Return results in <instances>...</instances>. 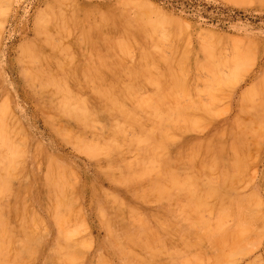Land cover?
<instances>
[{
    "label": "rangeland",
    "instance_id": "374dc122",
    "mask_svg": "<svg viewBox=\"0 0 264 264\" xmlns=\"http://www.w3.org/2000/svg\"><path fill=\"white\" fill-rule=\"evenodd\" d=\"M263 69L264 0H0V264H264Z\"/></svg>",
    "mask_w": 264,
    "mask_h": 264
},
{
    "label": "bare ground",
    "instance_id": "6f19581e",
    "mask_svg": "<svg viewBox=\"0 0 264 264\" xmlns=\"http://www.w3.org/2000/svg\"><path fill=\"white\" fill-rule=\"evenodd\" d=\"M132 3H133V2H132ZM138 3H139V2H138ZM74 4H75V3H74ZM125 4H126V3H125ZM49 5H50V4H49ZM117 5H118V4H117ZM141 5H142V4H141ZM76 7H77V6H76ZM110 7H111V6H110ZM121 7H122V6H121ZM123 7H124V6H123ZM131 7H132V6H131ZM46 8H47V7H46ZM128 8H130V7H128ZM55 9H56V8H55ZM75 9H76V8H75ZM84 9H85V8H84ZM97 9H98V8H97ZM88 10H89V9H88ZM92 10H93V9H92ZM120 10H121V9H120ZM120 10H119V11H120ZM54 11H55V10H54ZM72 11H73V10H72ZM98 11H99V10H98ZM116 11H117V10H116ZM138 11H139V10H138ZM64 12H65V11H64ZM126 12H127V11H126ZM57 13H59V12H57ZM106 13H107V12H106ZM116 13H117V12H116ZM128 13H129V11H128ZM133 13H134V12H133ZM49 14H50V13H49ZM121 14H123V12H122ZM121 14H120V15H121ZM55 15H57V14H55ZM67 15L69 16V14H67ZM85 15H86V14H85ZM87 15H88V14H87ZM93 15H94V14H93ZM111 15H113V14H111ZM40 16H41V15H40ZM125 16H126V15H125ZM44 17H45V16H44ZM52 17H53V16H52ZM81 17H82V14H81ZM85 17H86V16H85ZM102 17H103V16H102ZM135 17H136V16H135ZM157 17H158V16H157ZM59 18H60V17H59ZM75 18H78V17H75ZM75 18H74V19H75ZM109 18H110V17H109ZM109 18H108V19L106 18L107 21L109 20ZM114 18H115V17H114ZM122 18H123V17H122ZM152 18H154V17H152ZM81 19H82V18H81ZM99 19H100V18H99ZM112 19H113V18H112ZM116 19H118V16H117ZM149 19H150V18H149ZM37 20H38V19H37ZM89 20H90V19H89ZM102 20H103V19H102ZM119 20H120V19H119ZM134 20H135V19H134ZM151 20H152V19H151ZM60 21H61V20H60ZM64 21H65V20H64ZM71 21H73V20H71ZM107 21H106V22H107ZM109 21H111V20H109ZM132 21H133V20H132ZM77 22H78V20H77ZM79 22H80V21H79ZM84 22H87V21H84ZM115 22H116V21H115ZM121 22H122V21H121ZM47 23L49 24V21H48ZM126 23H127V22H126ZM146 23H147V21H146ZM153 23H154V22H153ZM93 24H94V23H93ZM108 24H109V23H108ZM123 24H124V23H123ZM60 25H61V24H60ZM79 25H80V24H79ZM99 25H100V24H99ZM110 25H111V24H110ZM129 25H130V24H129ZM129 25H127V26H129ZM132 25H133V23H132ZM161 25H162V24H161ZM38 26H39V25H38ZM38 26H37V27H38ZM42 26H45V25H42ZM51 26H52V25H51ZM69 26H70V25H69ZM75 26H76V25H75ZM92 26H93V25H92ZM95 26H96V23H95ZM127 26H126V27H127ZM138 26H139V25H138ZM142 26H143V25H142ZM150 26H151V25H150ZM159 26H160V25H159ZM181 26H182V25H181ZM48 27H49V26H48ZM78 27H80V26H78ZM93 27H94V26H93ZM124 27H125V26H124ZM155 27H156V26H155ZM179 27H180V26H179ZM50 28H51V27H50ZM88 28H90V27L88 26ZM88 28H87V29H88ZM91 28H92V27H91ZM100 28H101V27H100ZM156 28H157V27H156ZM180 28H181V27H180ZM38 29H39V28H38ZM44 29H45V28H44ZM76 29H77V28H76ZM85 29H86V28H85ZM96 29H97V27H96ZM101 29H103V28H101ZM132 29H133V28H132ZM135 29H136V28H135ZM137 29H138V28H137ZM65 30H66V29H65ZM185 30H186V29H185ZM45 31H46V30H45ZM52 31H53V30H52ZM52 31H51V32H52ZM54 31H55V30H54ZM62 31H63V30H62ZM74 31H75V30H74ZM80 31H82V29H81ZM80 31H79V32H80ZM88 31H89V30H88ZM94 31H95V30H94ZM124 31H125V30H124ZM157 31H158V30H157ZM169 31H170V30H169ZM182 31H183V30H182ZM39 32H40V31H39ZM59 32H60V31H59ZM65 32H66V31H65ZM101 32H102V31H101ZM133 32H134V31H133ZM164 32H165V31H164ZM167 32H168V31H167ZM185 32H186V31H185ZM130 33H131V32H130ZM136 33H137V32H136ZM182 33H183V32H182ZM158 34H159V33H158ZM169 34H171V33H169ZM187 34H188V33H187ZM42 35H44V34H42ZM75 35H76V34H75ZM145 35H146V34H145ZM181 35H182V34H181ZM184 35H185V34H184ZM53 36H54V35H53ZM73 36H74V35H73ZM80 36H81V35H80ZM105 36H106V35H105ZM105 36H104L103 38H105ZM112 36H113V35H112ZM177 36H178V35H177ZM40 37H41V36H40ZM76 37H77V36H76ZM81 37H82V36H81ZM142 37H143V36H142ZM60 38H61V37H60ZM90 38H91V37H90ZM149 38H150V37H149ZM155 38H156V37H155ZM159 38H160V37H159ZM164 38H165V37H164ZM61 39H62V38H61ZM72 39H73V38H72ZM79 39H80V38H79ZM84 39H85V38H84ZM93 39H94V38H93ZM97 39H98V38H97ZM105 39H106V38H105ZM108 39H109V38H108ZM132 39H133V38H132ZM134 39H135V38H134ZM167 39H168V38H167ZM52 40H53V39H52ZM138 40H139V39H138ZM159 40H160V39H159ZM209 40H210V39H209ZM215 40H216V39H215ZM41 41H42V40H41ZM76 41H77V40H76ZM88 41H89V40H88ZM90 41H91V40H90ZM98 41H99V40H98ZM108 41H111V40H108ZM118 41H119V40H118ZM125 41H126V40H125ZM125 41H124V42H125ZM134 41H135V40H134ZM172 41H173V40H172ZM178 41H179V40H178ZM181 41H183V40L181 39ZM188 41H189V40H188ZM50 42H51V41H50ZM112 42H113V41H112ZM119 42H120V41H119ZM127 42H128V41H126L125 43H127ZM140 42H141V41H140ZM155 42H156V41H155ZM160 42H161V41H160ZM186 42H187V41H186ZM203 42H204V41H203ZM205 42H206V40H205ZM40 43H41V42H40ZM40 43H39V44H40ZM83 43H85V42H83ZM87 43H88V42H87ZM121 43H122V42H121ZM138 43H139V42H138ZM147 43H148V42H147ZM31 44H32V42H31ZM35 44H36V43H35ZM104 44H105V43H104ZM109 44H110V43H109ZM109 44H108V45H109ZM116 44H118V43H116ZM200 44H201V43H200ZM240 44H241V43H240ZM50 45H52V44H50ZM105 45H106V44H105ZM112 45H113V44H112ZM120 45H121V44H120ZM123 45H124V44H123ZM161 45H162V44H161ZM169 45H171V44H169ZM211 45H212V44H211ZM78 46H79V45H78ZM114 46H115V45H114ZM125 46H126V45H125ZM130 46H131V45H130ZM214 46H215V45H214ZM217 46H218V45H217ZM231 46H232V45H231ZM39 47H40V46H39ZM39 47H38V48H39ZM83 47H84V46H83ZM122 47H123V46H122ZM122 47H121V48H122ZM127 47H128V46H127ZM149 47H150V46H149ZM167 47H168V46H167ZM167 47H166V48H167ZM206 47H207V45H206ZM215 47H216V46H215ZM242 47H243V46H242ZM99 48H100V47H99ZM128 48H129V47H128ZM130 48H131V47H130ZM143 48H144V47H143ZM151 48H152V47H151ZM155 48H156V47H155ZM173 48H174V47H173ZM212 48H213V47H212ZM217 48H218V47H217ZM220 48H221V47H220ZM39 49H40V48H39ZM82 49H83V48H82ZM95 49H96V48H95ZM133 49H134V48H133ZM157 49H158V48H157ZM182 49H183V48H182ZM188 49H189V48H188ZM193 49H194V48H193ZM205 49H206V48H205ZM205 49H204V50H205ZM214 49H215V48H214ZM85 50H86V48H85ZM89 50H90V49H89ZM99 50H101V49H99ZM105 50H106V49H105ZM123 50H125V49H123ZM126 50H127V48H126ZM130 50H131V49H130ZM140 50H141V49H140ZM145 50H146V48H145ZM170 50H171V49H170ZM21 51H22V50H21ZM64 51H65V48H64ZM66 51H67V50H66ZM70 51H71V50H70ZM180 51H181V50H180ZM193 51H194V50H193ZM124 52H126V51H124ZM127 52H129V51H127ZM131 52H132V51H131ZM184 52H185V51H184ZM212 52H213V51H212ZM231 52H232V51H231ZM148 53H149V52H148ZM176 53H177V52H176ZM204 53H205V52H204ZM236 53H237V52H236ZM239 53H240V52H239ZM27 54H28V53H27ZM27 54H26V55H27ZM115 54H116V53H115ZM149 54H150V53H149ZM152 54H153V53H152ZM163 54H164V53H163ZM187 54H188V53H187ZM222 54H223V53H222ZM226 54H227V53H226ZM237 54H238V53H237ZM251 54H252V53H251ZM29 55H30V53H29ZM73 55H74V54H73ZM83 55H84V54H83ZM103 55H104V54H103ZM126 55H127V54H126ZM143 55H144V54H143ZM157 55H158V54H157ZM165 55H166V54H165ZM168 55H169V54H168ZM168 55H167V56H168ZM212 55H213V54H212ZM24 56H25V55H24ZM93 56H94V55H93ZM93 56H92V57H93ZM119 56H121V55H119ZM129 56H130V55H129ZM174 56H175V55H174ZM179 56H181V55H179ZM184 56H185V55H184ZM203 56H204V55H203ZM218 56H219V55H218ZM82 57H83V56H82ZM98 57H99V56H98ZM145 57H146V55H145ZM185 57H186V56H185ZM187 57H188V56H187ZM208 57H209V56H208ZM87 58H89V57H87ZM102 58H103V57H102ZM112 58H113V57H112ZM119 58H120V57H119ZM129 58H130V57H129ZM178 58L180 59V57H178ZM217 58H218V57H217ZM30 59H32V58H30ZM107 59H109V58H107ZM120 59H121V58H120ZM154 59H155V57H154ZM209 59H210V58H209ZM228 59H229V58H228ZM228 59H227V60H228ZM37 60H38V59H37ZM69 60H70V59H69ZM102 60H103V59H102ZM122 60H123V59H122ZM103 61H104V60H103ZM130 61H131V60H130ZM130 61H129V62H130ZM177 61H179V60H177ZM210 61H211V60H210ZM221 61H222V60H221ZM228 61H229V60H228ZM38 62H39V61H38ZM88 62H89V61H88ZM118 62H119V61H118ZM158 62H159V61H158ZM181 62H182V61H180V63H181ZM184 62H185V61H184ZM207 62H208V60H207ZM219 62H220V61H219ZM245 62H246V60H245ZM35 63H37V62H35ZM104 63H105V62H104ZM112 63H113V62H112ZM152 63H153V62H152ZM208 63H209V62H208ZM221 63H222V62H221ZM237 63H238V62H237ZM237 63H236V64H237ZM243 63H244V62H243ZM246 63H247V62H246ZM246 63H245V65H246ZM45 64H46V63H45ZM150 64H151V63H150ZM188 64H189V63H188ZM213 64H214V63H213ZM223 64H224V63H223ZM226 64H227V63H226ZM39 65H40V64H39ZM85 65H86V64H85ZM87 65H88V64H87ZM111 65H112V64H111ZM126 65H127V64H126ZM147 65H148V64H147ZM153 65H155V64H153ZM180 65H181V64H180ZM185 65H186V64H185ZM216 65H217V64H216ZM220 65H221V64H220ZM229 65H230V64H229ZM73 66H74V65H73ZM95 66H96V65H95ZM102 66H103V65H102ZM106 66H107V65H106ZM133 66H136V65H133ZM189 66H190V65H189ZM213 66H214V65H213ZM238 66H239V65H238ZM246 66H247V65H246ZM71 67H72V66H71ZM83 67H84V66H83ZM103 67H104V66H103ZM124 67H125V66H124ZM185 67H186V66H185ZM51 68H52V67H51ZM88 68H89V67H88ZM146 68H147V66H146ZM157 68H159V67H157ZM163 68H164V67H163ZM171 68H172V67H171ZM179 68H180V67H179ZM200 68H201V67H200ZM220 68H221V67H220ZM175 69H176V68H175ZM182 69H183V68H182ZM191 69H192V68H191ZM197 69H198V68H197ZM213 69H214V68H213ZM221 69H222V68H221ZM132 70H133V67H132ZM136 70H137V69H136ZM136 70H135V71H136ZM140 70H141V69H140ZM149 70H150V67H149ZM152 70H153V69H152ZM185 70H186V69H185ZM203 70H204V69H203ZM206 70H207V69H206ZM214 70H215V69H214ZM214 70H213V71H214ZM226 70H227V69H226ZM263 70H264V69H263ZM60 71H61V70H60ZM113 71H114V70H113ZM150 71H151V70H150ZM155 71H156V70H155ZM169 71H170V70H169ZM181 71H182V70H181ZM236 71H237V70H236ZM238 71H239V70H238ZM241 71H243V69H241ZM53 72H54V71H53ZM103 72H104V71H103ZM131 72H132V71H131ZM162 72H163V71H162ZM199 72H200V71H199ZM55 73H56V72H55ZM58 73H59V71H58ZM127 73H128V72H127ZM132 73H133V72H132ZM136 73H137V72H135V74H136ZM204 73H205V72H204ZM214 73H215V72H214ZM42 74H43V73H42ZM85 74H86V73H85ZM104 74H105V73H104ZM104 74H102V75H104ZM130 74H131V73H130ZM155 74H156V73H155ZM171 74H172V73H171ZM174 74H175V73H174ZM174 74H173V75H174ZM193 74H194V73H193ZM196 74H197V73H196ZM240 74H241V73H240ZM43 75H44V74H43ZM132 75H133V74H132ZM169 75H170V74H169ZM184 75H185V73H184ZM207 75H208V74H207ZM219 75H220V74H219ZM29 76H30V75H29ZM36 76H37V75H36ZM87 76H88V75H87ZM87 76H86V77H87ZM92 76H93V75H92ZM133 76H134V75H133ZM133 76H132V77H133ZM198 76H199V75H198ZM205 76H206V75H205ZM209 76H210V75H209ZM40 77H41V76H40ZM157 77L159 78V76H157ZM160 77H161V76H160ZM220 77H221V76H220ZM70 78H71V77H70ZM109 78H110V77H109ZM118 78H119V77H118ZM118 78H117V79H118ZM133 78H134V77H133ZM150 78H151V77H150ZM178 78H179V77H178ZM198 78H199V77H198ZM261 78H262V77H261ZM135 79H136V78H135ZM154 79H155V78H154ZM223 79H224V78H223ZM237 79H238V78H237ZM89 80H90V79H89ZM99 80H100V79H99ZM99 80H98V81H99ZM131 80H132V79H131ZM133 80H134V79H133ZM162 80H163V79H162ZM179 80H180V79H179ZM191 80H192V78H191ZM197 80H198V79H197ZM203 80H204V79H203ZM106 81H107V80H106ZM134 81H136V80H134ZM141 81H143V80H141ZM150 81H151V80H150ZM150 81H149V82H150ZM160 81H161V80H160ZM193 81H195V80H193ZM212 81H213V80H212ZM216 81H217V80H216ZM89 82H90V81H89ZM92 82H93V81H92ZM99 82H100V81H99ZM137 82H138V81H137ZM146 82H147V81H146ZM155 82H156V81H155ZM175 82H176V81H175ZM178 82H183V81H178ZM184 82H187V81H184ZM221 82H222V80H221ZM31 83H32V82H31ZM206 83H207V82H206ZM95 84H96V83H95ZM128 84H129V83H128ZM173 84H174V83H173ZM173 84H171V85H173ZM188 84H189V83H188ZM222 84H223V83H222ZM103 85H104V84H103ZM143 85H144V84H143ZM186 85H187V84H186ZM189 85H191V84H189ZM231 85H232V84H231ZM255 85H256V82H255ZM54 86H55V85H54ZM89 86H90V85H89ZM114 86H115V85H114ZM128 86H129V85H128ZM139 86H140V85H139ZM157 86H158V85H157ZM173 86H174V85H173ZM217 86H219V85H217ZM217 86H216V87H217ZM226 86H227V85H226ZM228 86H230V85H228ZM256 86H257V85H256ZM258 86H260V84H259ZM261 86H263V85H261ZM261 86H260V87H261ZM69 87H70V86H69ZM83 87H84V86H83ZM107 87H108V86H107ZM112 87H113V86H112ZM130 87H131V86H130ZM143 87H144V86H143ZM189 87H190V86H189ZM189 87H188V88H189ZM219 87H220V86H219ZM224 87H225V86H224ZM78 88H79V87H78ZM119 88H120V87H119ZM122 88H124V87H122ZM55 89H56V88H55ZM65 89H66V88H65ZM84 89H85V88H84ZM93 89H94V88H93ZM93 89H92V90H93ZM95 89H96V88H95ZM124 89H125V88H124ZM141 89H142V88H141ZM158 89H159V88H158ZM166 89H167V87H166ZM176 89L178 90V88H176ZM201 89H202V88H201ZM249 89H250V88H249ZM262 89H263V88H262ZM37 90H38V89H37ZM45 90H46V89H45ZM45 90H44V92H46ZM86 90H87V89H86ZM111 90H112V89H111ZM119 90H120V89H119ZM196 90H197V89H196ZM205 90H206V89H205ZM90 91H91V90H90ZM121 91H122V90H121ZM165 91H166V90H165ZM172 91H173V90H172ZM175 91H176V90H175ZM175 91H174V92H175ZM210 91H211V90H210ZM210 91H209V92H210ZM36 92H37V91H36ZM41 92H42V91H41ZM74 92H75V91H74ZM86 92H87V91H86ZM128 92H129V91H128ZM136 92H137V91H136ZM189 92H190V91H189ZM202 92H203V90H202ZM212 92H213V91H212ZM242 92H243V91H242ZM262 92H263V91H262ZM89 93H90V92H89ZM100 93H101V92H100ZM107 93H108V92H107ZM107 93H106V94H107ZM116 93H117V91H116ZM123 93H125V92H123ZM129 93H130V92H129ZM129 93H128V94H129ZM132 93H133V92H132ZM152 93H154V92H152ZM161 93H164V91L161 92ZM222 93H223V92H222ZM64 94H65V93H64ZM77 94H78V93H77ZM121 94H122V93H121ZM171 94H172V93H171ZM175 94H176V93H175ZM185 94H186V92H185ZM95 95H96V94H95ZM101 95H102V94H101ZM116 95H117V94H116ZM152 95H153V94H152ZM199 95H200V94H199ZM219 95H220V94H219ZM260 95H261V94H260ZM55 96H56V95H55ZM59 96H60V95H59ZM71 96H72V94H71ZM75 96H76V95H75ZM120 96H121V95H120ZM124 96H125V94H124ZM177 96H178V95H177ZM200 96H201V95H200ZM57 97H58V96H57ZM62 97H63V96H62ZM77 97H78V96H77ZM83 97H84V96H83ZM88 97H89V96H88ZM129 97H130V95H129ZM168 97H169V96H168ZM178 97H179V96H178ZM182 97H183V96H182ZM189 97H190V96H189ZM254 97H255V96H254ZM256 97H257V96H256ZM48 98H49V97H48ZM91 98H92V97H91ZM91 98H90V99H91ZM94 98H95V97H94ZM107 98H108V97H107ZM112 98H113V97H112ZM117 98H118V96H117ZM117 98H116V101H117ZM151 98H152V97H151ZM158 98H159V97H158ZM196 98H197V97H196ZM202 98H203V97H202ZM81 99H82V98H81ZM114 99H115V98H114ZM114 99H113V100H114ZM126 99H127V98H126ZM128 99H129V98H128ZM128 99H127V100H128ZM142 99H143V97H142ZM179 99H180V98H179ZM189 99H190V98H189ZM240 99H241V98H240ZM50 100H51V99H50ZM62 100H63V99H62ZM85 100H86V99H85ZM95 100H97V99H95ZM113 100H112V101H113ZM120 100H121V99H120ZM152 100H153V99H152ZM186 100H187V99H186ZM257 100H258V99H257ZM60 101H61V100H60ZM89 101H90V100H89ZM93 101H94V100H92V102H93ZM102 101H103V100H102ZM114 101H115V100H114ZM139 101H140V100H139ZM158 101H159V100H158ZM169 101H170V100H169ZM172 101H173V100H172ZM176 101H177V100H176ZM190 101H192V99H191ZM193 101H194V100H193ZM195 101H196V100H195ZM195 101H194V102H195ZM207 101H208V100H207ZM209 101H210V100H209ZM41 102H42V101H41ZM41 102H40V103H41ZM48 102H49V101H48ZM50 102H52V101H50ZM117 102H118V101H117ZM220 102H221V101H220ZM222 102H223V101H222ZM87 103H88V102H87ZM90 103H91V102H90ZM112 103H113V102H112ZM114 103H116V102H114ZM125 103H126V102H125ZM133 103H134V102H133ZM163 103H164V102H163ZM174 103H175V102H174ZM215 103H216V102H215ZM240 103H241V102H240ZM243 103H244V102H243ZM243 103H242V104H243ZM43 104H44V103H43ZM56 104H57V103H56ZM102 104H103V103H102ZM155 104H156V103H155ZM155 104H154V105H155ZM182 104H183V103H182ZM236 104H237V103H236ZM244 104H245V103H244ZM257 104H258V103L256 102V106H257ZM45 105H46V104H45ZM57 105H58V104H57ZM78 105H79V104H78ZM86 105H87V104H86ZM99 105H100V104H98V106H99ZM108 105H109V104H108ZM110 105H111V104H110ZM126 105H127V104H126ZM156 105H157V104H156ZM163 105H164V104H163ZM172 105H173V104H172ZM186 105H187V104H186ZM190 105H191V104H190ZM60 106H61V105H60ZM96 106H97V105H96ZM113 106H114V105H113ZM118 106H119V105H118ZM150 106H151V105H150ZM173 106H174V105H173ZM192 106H193V105H192ZM214 106H215V105H213V107H214ZM235 106H236V105H235ZM245 106H246V105H245ZM254 106H255V105H254ZM254 106H253V107H254ZM263 106H264V105H262V108H263ZM40 107H41V106H40ZM42 107H43V106H42ZM54 107H56V106H54ZM54 107H53V108H54ZM103 107H104V106H103ZM119 107H120V106H119ZM122 107H123V106H122ZM124 107H125V105H124ZM139 107H140V105H139ZM147 107H149V105H148ZM157 107H158V106H157ZM184 107H185V106H184ZM200 107H202V106H200ZM239 107H241V106H239ZM257 107H258V106H257ZM106 108H107V107H106ZM116 108H117V107H116ZM133 108H134V107H133ZM182 108H183V107H182ZM188 108H189V107H188ZM188 108H187V109H188ZM209 108H210V107H209ZM241 108H242V107H241ZM259 108H260V107H259ZM42 109H43V108H42ZM44 109H45V108H44ZM49 109H50V108H49ZM130 109H131V108H130ZM146 109H147V108H146ZM179 109H180V108H179ZM203 109H204V108H203ZM245 109H246V108H245ZM68 110H69V109H68ZM100 110H101V109H100ZM107 110H109V109H107ZM107 110H106V111H107ZM124 110H125V109H124ZM132 110H133V109H132ZM141 110H142V109H141ZM181 110H182V109H181ZM183 110H184V109H183ZM185 110H186V109H185ZM188 110H189V109H188ZM195 110H196V109H195ZM243 110H244V109H243ZM41 111H43V110H41ZM62 111H63V110H62ZM75 111H76V110H75ZM110 111H111V110H110ZM133 111H134V110H133ZM164 111H165V110H164ZM198 111H199V110H198ZM99 112H100V111H99ZM99 112L96 111V113H99ZM103 112H104V110H103ZM122 112H123V111H122ZM206 112H207V108H206ZM210 112H211V111H210ZM210 112H209V113H210ZM251 112H252V111H251ZM52 113H53V112H52ZM67 113H68V112H67ZM71 113H72V112H71ZM118 113H119V112H118ZM147 113H148V112H147ZM179 113H180V111H179ZM209 113H208V114H209ZM255 113H256V112H255ZM174 114H175V113H174ZM185 114H186V113H185ZM187 114H188V113H187ZM193 114H194V113H193ZM210 114H211V113H210ZM234 114H235V113H234ZM72 115H73V114H72ZM77 115H78V114H77ZM113 115H114V114H113ZM206 115H207V114H206ZM215 115H216V114H215ZM106 116H107V115H106ZM116 116H117V115H116ZM134 116H135V115H134ZM134 116H132V117H134ZM138 116H139V115H138ZM171 116H172V115H171ZM183 116H184V115H183ZM217 116H218V115H217ZM256 116H257V115H256ZM256 116H255V118H257ZM13 117H14V116H13ZM68 117H69V116H68ZM78 117H79V115H78ZM107 117H108V116H107ZM117 117H118V116H117ZM253 117H254V116H253ZM1 118H2V117H1ZM93 118L95 119V117H93ZM188 118H189V117H188ZM231 118H232V117H231ZM14 119H15V118H14ZM82 119H83V117H82ZM98 119H100V117H99ZM122 119H123V118H122ZM129 119H130V118H129ZM236 119H237V118H236ZM95 120H96V119H95ZM102 120H103V119H102ZM209 120H210V119H209ZM212 120H213V119H212ZM238 120H239V119H238ZM86 121H87V120H86ZM114 121H115V120H114ZM116 121H117V120H116ZM177 121H179V120H177ZM241 121H242V120H241ZM105 122H106V121H105ZM132 122H133V121H132ZM132 122H131V123H132ZM143 122H145V121H143ZM156 122H157V121H156ZM165 122H166V121H165ZM8 123H10V122H8ZM47 123H48V122H47ZM84 123H85V121H84ZM86 123H87V122H86ZM91 123H92V122H91ZM115 123H116V122H115ZM124 123H125V122H124ZM154 123H155V122H154ZM184 123H185V122H184ZM188 123H189V122H188ZM236 123H237V122H236ZM13 124H14V123H13ZM73 124H74V122H73ZM82 124H83V123H82ZM94 124H95V123H94ZM94 124H93V125H94ZM97 124H98V123H97ZM108 124H109V123H108ZM108 124H107V125H108ZM120 124H121V123H120ZM150 124H152V123H150ZM163 124H165V123H163ZM167 124H168V123H167ZM185 124H186V123H185ZM189 124H190V123H189ZM189 124H188V125H189ZM200 124H201V123H200ZM237 124H238V123H237ZM242 124H243V123H242ZM262 124H263V123H262ZM17 125H18V124H17ZM59 125H60V124H59ZM102 125H103V124H102ZM146 125H147V124H146ZM165 125H166V124H165ZM221 125H222V124H221ZM243 125H244V124H243ZM50 126H51V125H50ZM96 126H99V125H96ZM117 126H118V125H117ZM128 126H129V125H128ZM128 126H127V127H128ZM179 126H180V125H179ZM184 126H185V125H184ZM214 126H215V125H214ZM228 126H229V125H228ZM241 126H242V125H241ZM105 127H106V126H105ZM110 127H111V126H110ZM118 127H119V126H118ZM122 127H123V126H122ZM129 127H130V126H129ZM157 127H158V126H157ZM180 127H181V126H180ZM208 127H209V126H208ZM211 127H212V126H211ZM223 127H224V126H223ZM226 127H227V126H226ZM86 128H87V127H86ZM88 128H89V127H88ZM116 128H117V127H116ZM161 128H163V127H161ZM165 128H166V127H165ZM170 128H171V127H170ZM173 128H174V127H173ZM220 128H221V127H220ZM232 128H233V127H232ZM7 129H9V127H8ZM11 129H13V128H11ZM14 129H15V128H14ZM18 129H19V128H18ZM53 129H54V128H53ZM72 129H73V128H72ZM72 129H71V130H72ZM121 129H122V128H121ZM147 129H148V128H147ZM191 129H192V128H191ZM207 129H208V128H207ZM243 129H244V128H243ZM85 130H86V129H85ZM92 130H94V129L92 128ZM92 130H91V131H92ZM98 130H99V129H98ZM126 130H127V129H126ZM134 130H135V129H134ZM154 130H155V129H154ZM171 130H172V129H171ZM171 130H170V132H171ZM180 130H181V129H180ZM184 130H185V129H184ZM234 130H235V128H234ZM240 130H241V129H240ZM10 131H11V130H9V132H10ZM181 131H182V130H181ZM230 131L232 132V130H230ZM262 131H263V129H262ZM80 132H81V131H80ZM105 132H106V131H105ZM130 132H131V131H130ZM168 132H169V131H168ZM172 132H174V131L172 130ZM179 132H180V131H179ZM182 132H184V131H182ZM191 132H192V131H191ZM228 132H229V131H228ZM92 133H93V132H92ZM101 133H102V132H101ZM126 133H127V131H126ZM210 133H211V132H210ZM234 133H235V132H234ZM11 134H12V133H11ZM11 134H10V135H11ZM69 134H70V133H69ZM78 134H79V133H78ZM124 134H125V133H124ZM131 134H132V133H131ZM134 134H135V133H134ZM147 134H148V133H147ZM157 134H158V133H157ZM213 134H214V133H213ZM232 134H233V133H232ZM235 134H236V133H235ZM241 134H243V133H241ZM84 135H85V134H84ZM102 135H103V133H102ZM125 135H126V134H125ZM140 135H141V133H140ZM149 135H150V133H149ZM218 135H219V134H218ZM233 135H234V134H233ZM6 136H7V135H6ZM57 136H58V135H57ZM62 136H63V135H62ZM70 136H71V135H70ZM78 136H80V135H78ZM126 136H127V135H126ZM131 136H132V135H131ZM240 136H241V135H240ZM10 137H11V136H10ZM16 137H17V136H16ZM102 137H103V136H102ZM112 137H113V136H112ZM156 137H158V136H156ZM204 137H205V136H204ZM65 138H66V137H65ZM81 138H82V136H81ZM104 138H105V137H104ZM133 138H134V137H133ZM150 138H152V136H151ZM214 138H215V137H214ZM225 138H226V137H225ZM242 138H244V137L242 136ZM95 139H96V138H95ZM116 139H117V138H116ZM122 139H123V138H122ZM122 139H121V140H122ZM128 139H129V138H128ZM153 139H154V138H153ZM157 139H158V138H157ZM166 139H167V138H166ZM220 139H221V138H220ZM226 139H227V138H226ZM234 139H235V138H234ZM247 139H248V138H247ZM252 139H253V137H252ZM107 140H108V139H107ZM126 140H127V139H126ZM133 140H134V139H133ZM155 140H156V139H155ZM240 140H241V139H240ZM10 141H11V138H10ZM68 141H69V140H68ZM118 141H119V140H118ZM130 141H131V140H130ZM151 141H152V140H151ZM167 141H168V140H167ZM172 141H173V140H172ZM202 141H203V140H202ZM228 141H230V140H228ZM81 142H84V141H81ZM85 142H86V141H85ZM89 142H90V141H88V143H89ZM96 142H97V141H96ZM125 142H126V141H125ZM153 142H154V141H153ZM194 142H195V141H194ZM224 142H225V141H224ZM127 143H128V142H127ZM141 143H143V142H141ZM145 143H146V142H145ZM162 143H163V141H162ZM186 143H188V142H186ZM195 143H196V142H195ZM247 143H248V142H247ZM82 144H83V143H82ZM204 144H205V143H204ZM227 144H228V143H227ZM84 145H85V144H84ZM150 145H151V144H150ZM174 145H175V144H174ZM191 145H192V144H191ZM198 145H199V144H198ZM238 145H239V144H238ZM259 145H260V144H259ZM110 146H111V145H110ZM142 146H143V145H142ZM162 146H163V145H162ZM181 146H183V145H181ZM187 146H188V145H187ZM221 146H222V145H221ZM111 147H112V146H111ZM125 147H126V146H125ZM193 147H194V146H193ZM200 147H201V146H200ZM236 147H237V146H236ZM109 148H110V147H109ZM182 148H183V147H182ZM188 148H189V147H188ZM206 148H207V147H206ZM227 148H228V147H227ZM110 149H111V148H110ZM116 149H117V148H116ZM120 149H122V148H120ZM128 149H129V148H128ZM133 149H134V148H133ZM183 149H184V148H183ZM191 149H192V148H191ZM200 149H201V148H200ZM219 149H220V148H219ZM0 150H1V149H0ZM160 150H161V149H160ZM201 150H202V149H201ZM209 150H210V148H209ZM223 150H224V149H223ZM99 151H101V150H99ZM156 151H157V150H156ZM190 151H191V150H190ZM190 151H189V152H190ZM202 151H203V150H202ZM84 152H85V151H84ZM147 152H148V151H147ZM183 152H184V151H183ZM183 152H182V153H183ZM199 152H201V151L199 150ZM219 152H220V151H219ZM1 153H2V152H1ZM99 153H100V152H99ZM111 153H112V151H111ZM134 153H135V152H134ZM162 153H164V152H162ZM208 153H209V152H208ZM47 154H48V153H47ZM95 154H96V153H95ZM95 154H94V155H95ZM113 154H114V153H113ZM115 154H116V152H115ZM121 154H122V153H121ZM140 154H141V153H140ZM171 154H172V153H171ZM204 154H205V153H204ZM212 154H213V153H212ZM218 154H220V153H218ZM42 155H43V154H42ZM185 155H186V154H185ZM209 155H210V154H209ZM37 156H38V155H37ZM96 156H97V155H96ZM126 156H127V155H126ZM136 156H137V155H136ZM149 156H150V155H149ZM166 156H167V155H166ZM188 156H189V155H188ZM203 156H204V155H203ZM207 156H208V155H207ZM211 156H212V155H211ZM45 157H46V156H45ZM111 157H112V156H111ZM144 157H145V156H144ZM169 157H170V156H169ZM182 157H183V156H182ZM184 157H186V156H184ZM33 158H34V157H33ZM50 158H51V157H50ZM121 158H122V157H121ZM146 158H147V157H146ZM151 158H152V156H151ZM202 158H203V157H202ZM212 158H213V156H212ZM48 159H49V158H48ZM51 159H52V158H51ZM104 159H105V158H104ZM115 159H116V158H115ZM156 159H157V157H156ZM173 159H174V158H173ZM188 159H189V158H188ZM204 159H205V158H204ZM210 159H211V158H210ZM2 160H3V159H2ZM54 160H55V159H54ZM96 160H97V159H96ZM117 160H118V159H117ZM171 160H172V159H171ZM197 160H198V159H197ZM3 161H4V160H3ZM112 161H113V160H112ZM129 161H131V160H129ZM132 161H133V160H132ZM39 162H40V161H39ZM46 162H47V161H46ZM51 162H52V161H51ZM98 162H99V161H98ZM113 162H114V161H113ZM120 162H121V161H120ZM164 162H165V161H164ZM206 162H207V161H206ZM218 162H219V160H218ZM226 162H227V161H226ZM55 163H56V162H55ZM58 163H59V162H58ZM115 163H116V162H115ZM123 163H124V162H123ZM141 163H142V162H141ZM193 163H194V162H193ZM198 163H199V162H198ZM224 163H225V162H224ZM227 163H228V162H227ZM45 164H46V163H45ZM121 164H122V163H121ZM131 164H132V163H131ZM173 164H174V163H173ZM178 164H179V163H178ZM200 164H201V163H200ZM241 164H243V163H241ZM54 165H55V164H54ZM100 165H101V164H100ZM104 165H105V164H104ZM111 165H112V164H111ZM142 165H143V164H142ZM146 165H147V164H146ZM221 165H222V164H221ZM56 166H57V165H56ZM59 166H60V165H59ZM129 166H130V165H129ZM140 166H141V165H140ZM144 166H145V165H144ZM165 166H166V165H165ZM170 166H171V165H170ZM174 166H176V165H174ZM215 166H216V165H215ZM43 167H44V165H43ZM43 167H42V168H43ZM50 167H51V166H50ZM63 167L65 168V166H63ZM138 167H139V166H138ZM21 168H22V167H21ZM34 168H35V167H34ZM125 168H126V166H125ZM125 168H124V169H125ZM159 168H160V167H159ZM167 168H168V167H167ZM222 168H224V167H222ZM232 168H233V167H232ZM37 169H39V168H37ZM51 169H52V168H51ZM59 169H60V168H59ZM104 169H105V168H104ZM132 169H133V168H132ZM146 169H147V168H146ZM157 169H158V168H157ZM162 169H163V168H162ZM175 169H176V168H175ZM16 170H17V169H16ZM49 170H50V169H49ZM56 170H57V169H56ZM173 170H174V169H173ZM176 170H177V169H176ZM178 170H179V169H178ZM187 170H190V169H187ZM197 170H198V169H197ZM201 170H202V169H201ZM206 170H207V169H206ZM43 171H45V170H43ZM114 171H115V170H114ZM137 171H138V170H137ZM166 171H167V170H166ZM169 171H170V170H169ZM171 171H172V169H171ZM221 171H223V170H221ZM41 172H42V171H41ZM66 172H67V171H66ZM130 172H131V171H130ZM130 172H129V173H130ZM140 172H141V171H140ZM161 172H162V171H161ZM208 172H209V171H208ZM223 172H224V171H223ZM42 173H43V172H42ZM42 173H41V174H42ZM106 173H107V172H106ZM111 173H112V172H111ZM118 173H119V172H118ZM148 173H149V172H148ZM148 173H147V174H148ZM162 173H164V172H162ZM179 173H180V172H179ZM199 173H200V172H199ZM219 173H220V172H219ZM116 174H117V172H116ZM149 174H150V173H149ZM169 174H170V173H169ZM175 174H176V173H175ZM228 174H229V173H228ZM46 175H47V174H46ZM46 175H45V176H46ZM110 175H111V174H110ZM117 175H119V174H117ZM135 175H136V174H135ZM145 175H146V174H145ZM151 175H152V174H151ZM154 175H155V174H154ZM66 176H67V174H66ZM111 176H112V175H111ZM133 176H134V174H133ZM136 176H137V175H136ZM147 176H148V175H147ZM149 176H150V175H149ZM160 176H161V175H160ZM216 176H217V175H216ZM227 176H228V175H227ZM43 177H44V176H43ZM219 177H220V176H219ZM228 177H229V176H228ZM230 177H231V176H230ZM67 178H68V177H67ZM105 178H106V177H105ZM109 178H110V177H109ZM109 178H108V179H109ZM131 178H132V177H131ZM153 178H154V177H153ZM163 178H164V177H163ZM57 179H58V178H57ZM118 179H119V178H118ZM156 179H157V178H156ZM167 179H168V178H167ZM167 179H166V180H167ZM201 179H202V178H201ZM201 179H200V180H201ZM9 180H11V179H9ZM131 180H132V179H131ZM140 180H141V179H140ZM157 180H158V179H157ZM169 180H170V179H169ZM44 181H45V180H44ZM51 181H52V180H51ZM59 181H60V180H59ZM119 181H120V180H119ZM197 181H198V180H197ZM215 181H216V180H215ZM220 181H221V180H220ZM124 182H125V181H124ZM130 182L132 183V181H130ZM133 182H134V181H133ZM205 182H207V181H205ZM73 183H74V182H73ZM98 183H99V182H98ZM113 183H114V182H113ZM116 183H117V182H116ZM142 183H143V182H142ZM207 183H208V182H207ZM46 184H48V183H46ZM110 184H111V183H110ZM117 184H118V183H117ZM146 184H147V183H146ZM185 184H186V183H185ZM215 184H216V183H214V185H215ZM217 184H218V183H217ZM72 185H73V184H72ZM113 185H114V184H113ZM122 185H123V184H122ZM124 185H125V184H124ZM141 185H142V184H141ZM212 185H213V184H212ZM226 185H227V184H226ZM127 186H128V185H127ZM176 186H177V185H176ZM209 186H210V185H209ZM229 186H230V185H229ZM65 187H66V186H65ZM69 187H70V186H69ZM111 187H112V186H111ZM147 187H148V186H147ZM147 187H146V188H147ZM154 187H155V186H154ZM156 187H157V186H156ZM204 187H206V186H204ZM230 187H231V189H232V186H230ZM49 188H50V187H49ZM56 188H57V187H56ZM95 188H96V187H95ZM148 188H149V187H148ZM197 188H198V187H197ZM226 188H227V187H226ZM226 188H225V189H226ZM53 189H54V188H53ZM60 189H61V188H60ZM97 189H98V188H97ZM99 189H100V186H99ZM112 189H113V188H112ZM171 189H172V188H171ZM171 189H170V190H171ZM208 189H209V188H208ZM26 190H27V189H26ZM43 190H44V189H43ZM125 190H126V189H125ZM128 190H129V189H128ZM148 190H150V189H148ZM159 190H162V189H159ZM116 191H117V190H116ZM181 191H182V190H181ZM181 191H180V192H181ZM227 191H228V190H227ZM7 192H8V191H7ZM44 192H45V190H44ZM96 192H97V191H96ZM103 192H104V191H103ZM132 192H133V191H132ZM138 192H139V191H138ZM154 192H155V191H154ZM187 192H189V191H187ZM8 193H9V192H8ZM11 193H12V191H11ZM116 193H117V192H116ZM127 193H128V192H127ZM142 193H144V192H142ZM151 193H152V192H151ZM211 193H212V192H211ZM214 193H215V192H214ZM3 194H4V193H3ZM47 194H48V193H47ZM99 194H100V193H99ZM103 194H104V193H103ZM172 194H173V193H172ZM179 194H180V193H179ZM202 194H203V193H202ZM54 195H55V194H54ZM167 195H168V194H167ZM188 195H189V193H188ZM188 195H186V197H187ZM24 196H25V195H24ZM49 196H50V195H49ZM67 196H68V195H67ZM67 196H66V197H67ZM96 196H98V195H96ZM107 196H108V195H107ZM107 196H106V197H107ZM133 196H135V195H133ZM155 196H156V195H155ZM157 196H158V195H157ZM173 196H174V195H173ZM177 196H178V195H177ZM181 196H182V195H181ZM184 196H185V195H184ZM39 197H40V196H39ZM43 197H44V196H43ZM68 197H69V196H68ZM104 197H105V196H104ZM159 197H160V196H159ZM0 198H1V197H0ZM22 198H23V196H22ZM45 198H46V197H45ZM48 198H49V197H48ZM51 198H52V197H51ZM135 198H136V197H135ZM222 198H224V197H222ZM42 199H43V198H42ZM71 199H72V198H71ZM94 199H95V198H94ZM100 199H101V198H100ZM132 199H133V198H132ZM137 199H138V198H137ZM145 199H146V198H145ZM180 199H181V198H180ZM148 200H149V199H148ZM187 200H188V199H187ZM203 200H204V199H203ZM209 200H210V199H209ZM227 200H228V199H227ZM43 201H44V200H43ZM74 201H76V200H74ZM149 201H150V200H149ZM159 201H160V200H159ZM188 201H189V200H188ZM190 201H191V200H190ZM198 201H199V200H198ZM216 201H217V200H216ZM216 201H215V202H216ZM251 201H252V200H251ZM4 202H5V201H4ZM14 202H15V201H14ZM96 202H97V201H96ZM126 202H127V201H126ZM162 202H163V201H162ZM175 202H176V201H175ZM245 202H246V201H245ZM64 203H65V202H64ZM152 203H153V202H152ZM229 203H230V202H229ZM234 203H235V202H234ZM242 203H243V202H242ZM65 204H66V203H65ZM73 204H74V203H73ZM111 204H112V203H111ZM117 204H119V203H117ZM16 205H17V204H16ZM21 205H22V203H21ZM23 205H24V204H23ZM60 205H61V204H60ZM66 205H67V204H66ZM69 205H71V204H69ZM96 205H97V204H96ZM99 205H100V204H99ZM112 205H113V204H112ZM50 206H51V205H50ZM122 206H123V205H122ZM127 206H128V205H127ZM158 206H159V205H158ZM163 206H165V205H163ZM217 206H218V205H217ZM46 207H47V206H46ZM53 207H54V206H53ZM101 207H102V206H101ZM115 207H116V206H115ZM174 207H175V206H174ZM184 207H185V206H184ZM191 207H192V206H191ZM199 207H200V205H199ZM199 207H198V208H199ZM203 207H204V206H203ZM218 207H220V206H218ZM224 207H225V206H224ZM228 207H229V206H228ZM21 208H22V207H21ZM24 208H25V206H24ZM30 208H31V207H30ZM56 208H57V207H56ZM61 208H62V207H61ZM68 208H69V207H68ZM70 208H71V207H70ZM102 208H103V207H102ZM168 208H170V207H168ZM255 208H256V207H255ZM255 208H254V209H255ZM28 209H29V208H28ZM51 209H52V208H51ZM65 209H67V208H65ZM94 209H95V208H94ZM128 209H129V208H128ZM247 209H248V208H247ZM30 210H31V209H30ZM62 210H64V209L62 208ZM212 210H213V209H212ZM0 211H1V210H0ZM23 211H24V209H23ZM28 211H29V210H28ZM55 211H56V210H55ZM67 211H68V209H67ZM140 211H141V210H140ZM176 211H177V210H176ZM191 211H192V210H191ZM219 211H220V210H219ZM224 211H225V210H224ZM233 211H234V210H233ZM255 211H256V210H255ZM18 212H19V210H18ZM21 212H22V211H21ZM25 212H26V211H25ZM156 212H157V211H156ZM166 212H167V211H166ZM192 212H193V211H192ZM214 212H215V211H214ZM164 213H165V211H164ZM182 213H183V212H182ZM197 213H198V212H197ZM197 213H196V214H197ZM49 214H50V213H49ZM53 214H54V213H53ZM53 214H52V215H53ZM143 214H144V213H143ZM148 214H149V213H148ZM153 214H154V213H153ZM186 214H187V213H186ZM193 214H194V213H193ZM196 214H195V215H196ZM206 214H207V212H206ZM211 214H212V212H211ZM218 214H219V213H218ZM238 214H239V213H238ZM251 214H253V213H251ZM3 215H4V214H3ZM3 215H2V216H3ZM18 215H19V214H18ZM24 215H26V214H24ZM54 215H55V214H54ZM56 215H57V214H56ZM163 215H164V214H163ZM190 215H191V214H190ZM198 215H199V214H198ZM198 215H197V216H198ZM207 215H209V214H207ZM219 215H220V214H219ZM245 215H246V214H245ZM255 215H256V214H255ZM255 215H254L253 217H255ZM186 216H189V215H186ZM197 216H196V218H197ZM199 216H200V215H199ZM22 217H23V216H22ZM50 217H51V216H50ZM57 217H58V216H57ZM57 217H56V218H57ZM104 217H105V216H104ZM104 217H103V218H104ZM133 217H134V216H133ZM152 217H153V216H152ZM158 217H159V216H158ZM225 217H228V216H225ZM241 217H242V216H241ZM98 218H99V216H98ZM147 218H148V217H147ZM155 218H156V217H155ZM208 218H209V217H208ZM235 218H236V217H235ZM237 218H238V216H237ZM237 218H236V219H237ZM239 218H240V217H239ZM1 219H2V218H1ZM1 219H0V220H1ZM3 219H5V218H3ZM26 219H27V218H26ZM30 219H31V218H30ZM57 219H58V218H57ZM73 219H74V218H73ZM99 219H100V218H99ZM150 219H151V218H150ZM183 219H184V218H183ZM244 219H245V218H244ZM244 219H243V220H244ZM5 220H6V219H5ZM50 220H51V219H50ZM63 220H64V219H63ZM66 220H67V219H66ZM100 220H101V219H100ZM156 220H158V219H156ZM163 220H164V219H163ZM208 220H209V219H208ZM246 220H247V219H246ZM251 220H252V219H251ZM254 220H255V219H254ZM16 221H17V220H16ZM18 221H19V220H18ZM25 221H26V220H25ZM164 221H165V220H164ZM175 221L177 222V218H176ZM249 221H250V220H249ZM19 222H21V221H19ZM22 222H23V221H22ZM29 222H30V221H29ZM51 222H52V221H51ZM54 222H55V221H54ZM133 222H134V221H133ZM203 222H204V220H203ZM38 223H39V222H38ZM67 223H68V222H67ZM67 223H66V224H67ZM102 223H103V222H102ZM102 223H101V224H102ZM131 223H132V222H131ZM135 223H136V222H135ZM144 223H145V222H144ZM151 223H152V222H151ZM154 223H155V222L153 221V224H154ZM157 223H158V222H157ZM126 224H127V223H126ZM170 224H171V223H170ZM187 224H188V223H187ZM210 224H211V223H210ZM248 224H249V223H248ZM30 225H31V224H30ZM69 225H70V224H69ZM109 225H110V224H109ZM131 225H132V224H131ZM212 225H213V224H212ZM212 225H211V226H212ZM237 225H238V224H237ZM11 226H12V225H11ZM19 226H21V225H19ZM64 226H65V225H64ZM66 226H67V225H66ZM203 226H204V225H203ZM225 226H226V225H225ZM253 226H254V225H253ZM3 227H4V226H3ZM3 227H2V228H3ZM14 227H15V226H14ZM59 227H60V226H59ZM59 227H58V228H59ZM80 227H81V226H80ZM80 227H79V228H80ZM130 227H131V226H130ZM136 227H137V226H136ZM156 227H157V226H156ZM187 227H190V226H187ZM226 227H227V226H226ZM16 228H17V227H16ZM25 228H26V225H25ZM32 228H33V227H32ZM37 228H38V227H37ZM56 228H57V227H56ZM111 228H112V227H111ZM121 228H122V227H121ZM125 228H126V227H125ZM125 228H124V229H125ZM137 228H138V227H137ZM144 228H145V227H144ZM157 228H158V227H157ZM162 228H163V227H162ZM164 228H165V227H164ZM164 228H163V229H164ZM172 228H173V227H172ZM175 228H176V227H175ZM180 228H181V225H180ZM207 228H208V227H207ZM4 229H5V228H4ZM130 229H131V228H130ZM209 229H210V228H209ZM234 229H236V228H234ZM0 230H1V229H0ZM20 230H22V229H20ZM23 230H25V229H23ZM53 230H54V229H53ZM85 230H86V229H85ZM85 230H84V231H85ZM105 230H106V229H105ZM120 230H121V229H120ZM167 230H169V229H167ZM174 230H177V229H174ZM194 230H195V229H194ZM194 230H193V231H194ZM201 230H202V229H201ZM219 230H220V229H219ZM7 231H8V229H7ZM11 231H12V230H11ZM59 231H61V230L59 229ZM103 231H104V230H103ZM106 231H107V230H106ZM127 231H128V230H127ZM127 231H126V232H127ZM137 231H138V230H137ZM147 231H148V230H147ZM158 231H159V230H158ZM165 231H166V230H165ZM209 231H210V230H209ZM233 231H234V230H233ZM14 232H15V231H14ZM40 232H41V231H40ZM112 232H113V231H112ZM135 232H136V231H135ZM135 232H134V233H135ZM149 232H150V231H149ZM203 232H204V231H203ZM17 233H18V231H17ZM55 233H56V232H55ZM68 233H69V232H68ZM123 233H124V232H123ZM144 233H145V232H144ZM154 233H155V232H154ZM161 233H162V232H161ZM163 233H164V231H163ZM173 233H174V232H173ZM173 233H172V234H173ZM196 233H197V232H196ZM224 233H225V232H224ZM20 234H21V233H20ZM24 234L26 235L25 232H24ZM69 234H73V232H70ZM80 234H81V233H80ZM109 234H110V233H109ZM148 234H149V233H148ZM207 234H208V233H207ZM230 234H231V233H230ZM236 234H237V233H236ZM32 235H33V234H32ZM61 235H62V234H61ZM110 235H111V234H110ZM117 235H118V234H117ZM154 235H155V234H154ZM162 235H163V234H162ZM167 235H168V234H167ZM177 235H178V234H177ZM185 235H186V234H185ZM187 235H188V234H187ZM197 235H198V234H197ZM197 235H196V237H197ZM199 235H200V234H199ZM208 235H209V234H208ZM234 235H235V234H234ZM2 236H3V235H2ZM13 236H14V235H13ZM80 236H81V235H80ZM122 236H123V235H122ZM143 236H144V235H143ZM150 236H151V235H150ZM155 236H156V235H155ZM189 236H190V235H189ZM228 236H230V235H228ZM231 236H232V235H231ZM236 236H237V235H236ZM26 237H27V236H26ZM26 237H25V238H26ZM28 237H29V236H28ZM32 237H33V236H32ZM65 237H66V236H65ZM68 237H69V236H68ZM74 237H75V235H73V238H74ZM110 237H111V236H110ZM160 237H161V236H160ZM172 237H173V236H172ZM11 238H13V237H11ZM73 238H71V236H70V239H73ZM120 238H121V237H120ZM166 238H167V237H166ZM203 238H205V237H203ZM206 238H207V237H206ZM206 238H205V239H206ZM218 238H220V237H218ZM241 238H242V237H241ZM241 238H240V239H241ZM64 239H65V238H64ZM67 239H68V238H67ZM117 239H118V238H117ZM134 239H135V238H134ZM197 239H198V238H197ZM216 239H217V238H216ZM221 239H222V238H221ZM223 239H224V238H223ZM230 239H231V237H230ZM230 239H229V240H230ZM236 239H237V238H236ZM236 239H235V240H236ZM238 239H239V238H238ZM242 239H243V238H242ZM2 240H3V239H2ZM30 240H31V239H30ZM57 240H58V239H57ZM65 240H66V239H65ZM109 240H110V239H109ZM124 240H125V239H124ZM142 240H143V239H142ZM154 240H156V239H154ZM171 240H172V239H171ZM182 240H183V239H182ZM187 240H188V239H187ZM203 240H204V239H203ZM4 241H5V240H3L2 242H4ZM11 241H12V240H11ZM13 241H14V240H13ZM18 241H19V240H18ZM33 241H34V240H33ZM67 241H69V240H67ZM76 241H77V240H76ZM78 241H79V240H78ZM132 241H133V240H131L130 242H132ZM136 241H137V240H136ZM226 241H227V240H226ZM231 241H233V238H232ZM242 241H243V240H242ZM20 242H21V241H20ZM23 242H24V241H23ZM111 242H112V241H111ZM158 242H159V241H158ZM167 242H168V241H167ZM187 242H188V241H187ZM194 242H195V241H194ZM210 242H211V241H210ZM218 242H219V241H218ZM24 243H25V242H24ZM85 243H86V242H85ZM136 243H137V242H136ZM160 243H161V242H160ZM185 243H186V239H185ZM190 243H191V242H190ZM195 243H196V242H195ZM198 243H199V242H198ZM201 243H202V242H201ZM214 243H215V242H214ZM226 243H227V242H226ZM234 243H235V242H234ZM1 244H2V243H1ZM3 244H4V243H3ZM20 244H21V243H20ZM26 244H28V243L26 242ZM31 244H32V243H31ZM52 244H53V243H52ZM65 244H66V243H65ZM68 244H69V243H68ZM77 244H79V243H77ZM117 244H118V243H117ZM138 244H139V243H138ZM169 244H170V243H169ZM199 244H200V243H199ZM203 244H204V243H203ZM229 244H230V243H229ZM71 245H72V244H71ZM79 245H80V244H79ZM86 245H87V243H86ZM105 245H106V244H105ZM150 245H151V244H150ZM165 245H166V244H165ZM191 245H194V243L191 244ZM207 245H208V244H207ZM209 245H210V244H209ZM217 245H219V244H217ZM220 245H221V244H220ZM231 245H232V242H231ZM234 245H235V244H234ZM19 246H20V245H19ZM28 246H30V245L28 244ZM28 246H27V248H28ZM33 246H34V245H32V247H33ZM53 246H54V245H53ZM81 246H82V245H81ZM140 246H141V245H140ZM156 246H157V245H156ZM163 246H164V245H163ZM196 246H197V245H196ZM75 247H76V246H75ZM113 247H114V246H113ZM164 247H165V246H164ZM198 247H199V246H198ZM210 247H211V246H210ZM217 247H218V246H217ZM19 248H20V247H19ZM79 248H80V247H79ZM81 248H83V246H82ZM86 248H87V247H86ZM137 248H138V246H137ZM168 248H169V247H168ZM168 248H167V249H168ZM215 248H216V247H215ZM227 248H228V247H227ZM21 249H22V248H21ZM21 249H20V251H21ZM53 249H54V248H53ZM157 249H159V248H157ZM157 249H156V252H158ZM162 249H163V247H162ZM218 249H219V248H218ZM220 249H221V248H220ZM7 250H8V249H7ZM23 250H24V249H22V252H23ZM66 250H67V249H66ZM148 250H149V249H148ZM205 250H206V249H205ZM30 251H31V250H30ZM128 251H129V250H128ZM154 251H155V250H154ZM163 251H165V249H164ZM202 251H203V250H202ZM25 252H26V251H25ZM58 252H59V251H58ZM131 252H132V251H131ZM147 252H148V251H147ZM151 252H152V251H151ZM208 252H209V251H208ZM215 252H216V251H215ZM56 253H57V252H56ZM103 253H104V252H103ZM133 253H134V252H133ZM148 253H149V252H148ZM160 253H161V252H160ZM172 253H173V252H172ZM4 254H5V253H4ZM27 254H28V253H27ZM66 254H69V253L66 252ZM70 254H71V253H70ZM150 254H151V253H150ZM154 254H155V252H154ZM156 254H157V253H156ZM203 254H204V253H203ZM218 254H220V253H218ZM62 255H63V254H62ZM95 255H96V254H95ZM98 255H99V254H98ZM106 255H107V254H106ZM123 255H124V254H123ZM132 255H133V254H132ZM165 255H166V254H165ZM168 255H169V254H168ZM172 255H173V254H172ZM175 255H176V254H175ZM182 255H183V254H182ZM65 256H66V255H65ZM68 256H69V255H68ZM68 256H67V257H68ZM152 256H153V255H152ZM159 256H160V255H159ZM197 256H198V255H197ZM25 257H26V256H25ZM30 257H31V256H30ZM126 257H127V256H126ZM172 257H173V256H172ZM203 257H204V256H203ZM216 257H217V256H216ZM218 257H220V256H218ZM221 257H222V255H221ZM223 257H224V256H223ZM6 258H7V257H6ZM10 258H11V256H10ZM16 258H17V256H16ZM18 258H19V257H18ZM123 258H124V257H123ZM123 258H122V259H123ZM186 258H187V257H186ZM213 258H214V255H213ZM230 258H232V257H230ZM19 259H20V258H19ZM28 259H30V258H28ZM60 259H61V258H60ZM93 259H94V258H93ZM136 259H137V258H136ZM144 259H147V258H144ZM180 259H181V258H180ZM180 259H179V260H180ZM205 259H206V258H205ZM217 259H218V258H217ZM11 260H12V259H11ZM14 260H15V259H14ZM22 260H23V258H22ZM71 260H72V258H71ZM73 260H74V259H73ZM77 260H78V259H77ZM97 260H98V259H97ZM131 260H132V259H131ZM137 260H140V259H137ZM181 260H182V259H181ZM210 260H211V259H210ZM213 260H214V259H213ZM213 260H212V261H213ZM220 260H221V258H220ZM19 261H20V260H19ZM19 261H18V262H19ZM68 261H69V260H67L66 262H68ZM92 261H93V260H92ZM140 261H141V260H140ZM143 261H144V260H143ZM216 261H217V260H216ZM4 262H5V261H4ZM24 262H25V261H24ZM75 262H76V261H75ZM141 262H142V261H141ZM144 262H146V260H145ZM144 262H143V263H144ZM150 262H151V261H150ZM205 262H206V261H205ZM217 262H218V261H217ZM224 262H225V261H224ZM2 263H3V262H2ZM5 263H6V262H5ZM29 263H30V262H29ZM72 263H73V262H72ZM92 263H93V262H92ZM66 264H67V263H66ZM68 264H69V263H68ZM135 264H136V263H135ZM213 264H215V261L213 262ZM217 264H221V262H220V263H217Z\"/></svg>",
    "mask_w": 264,
    "mask_h": 264
}]
</instances>
